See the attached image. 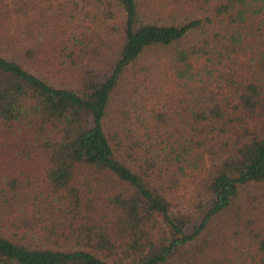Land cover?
Instances as JSON below:
<instances>
[{
	"label": "trees",
	"instance_id": "16d2710c",
	"mask_svg": "<svg viewBox=\"0 0 264 264\" xmlns=\"http://www.w3.org/2000/svg\"><path fill=\"white\" fill-rule=\"evenodd\" d=\"M62 1L0 0L80 20L60 58L0 48V264H216L232 225L264 264V0Z\"/></svg>",
	"mask_w": 264,
	"mask_h": 264
},
{
	"label": "rangeland",
	"instance_id": "374dc122",
	"mask_svg": "<svg viewBox=\"0 0 264 264\" xmlns=\"http://www.w3.org/2000/svg\"><path fill=\"white\" fill-rule=\"evenodd\" d=\"M62 2H64L69 12H74L72 8L73 3L70 0H63ZM9 4L13 6V0H9ZM42 7L46 8V3H43ZM43 14L44 15H40L38 12L35 13V16L38 19L36 21L31 19L32 15H29L28 17L21 15L18 16V14L13 11H11L9 15L0 13V48L3 50L5 49L7 40L14 41L15 39H17V37H25L28 39L29 43H33L36 39V36H38V40H36V42H38L44 56L52 57L53 55H56V58H60L59 51L64 45L65 39L71 32L72 26L80 22L79 17L75 14L74 17H71V19L67 21L68 26L64 28V26L54 23L57 20L60 24L62 20L58 19V17L54 18L55 20H51L50 16L45 17V14L48 15L46 12ZM16 16L18 17V19H16ZM45 19H50V23H48L46 26H42L41 24L39 25V23H44ZM29 28L35 33V35H30L28 33L27 29ZM38 29H40V31H38ZM149 75L142 83L137 77H134L131 73H128L121 82V88L127 91L125 92V94L132 95L137 100L140 98V96H142L144 97V99H146L147 103L157 104L161 100L163 95V90H160V86H163L164 89H171L177 86V81L173 80L172 76L168 73H164L162 75H160L159 73H155L151 77ZM9 150L10 151L8 152L14 151L13 148H10ZM1 154L3 157H0V161L2 160L1 158H6L5 153ZM15 159L18 166L22 164L21 167L27 170V163L25 160H23L25 161L24 163L19 159V157H15ZM257 214L261 215L262 209H258ZM230 216L234 217L233 215H229V217ZM254 217H256V214L254 215ZM222 221H218V227H221ZM221 229L224 230L225 233L221 235L218 240H221L220 242H223V245H226L227 249L225 250V252H222L221 249L218 250L212 257L208 256L209 259L213 258L216 264L218 260L228 262L229 264L239 263V261L243 262V260H246V257L240 254L241 250L245 248L243 247V245L246 244V242H244V244L243 242L240 243L242 237L239 233L240 227L232 225L230 229L226 230L224 226H222ZM236 246H240L241 248L236 251ZM220 247H222V245Z\"/></svg>",
	"mask_w": 264,
	"mask_h": 264
}]
</instances>
